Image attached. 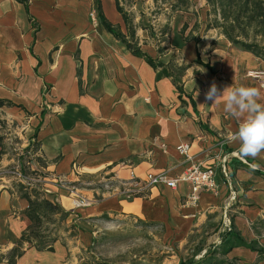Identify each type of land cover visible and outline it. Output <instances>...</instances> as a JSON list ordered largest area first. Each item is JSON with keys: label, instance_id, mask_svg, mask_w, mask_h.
I'll list each match as a JSON object with an SVG mask.
<instances>
[{"label": "crops", "instance_id": "obj_1", "mask_svg": "<svg viewBox=\"0 0 264 264\" xmlns=\"http://www.w3.org/2000/svg\"><path fill=\"white\" fill-rule=\"evenodd\" d=\"M100 10L124 42L104 26ZM132 23L130 36L116 0H0V99L15 104L25 145L34 146L0 154V264H10V252L30 224L24 192L34 193L11 171L16 167L27 176L26 169L41 172L25 184L40 188V196L68 212L65 222L81 230L104 214L190 229L230 210L229 231L255 248L238 246L228 254L264 264V232L258 230L264 223V152L243 157L233 140L238 122L224 110V97L213 103L205 97L213 82L221 91L241 85L264 91L246 74L264 69V61L214 28L174 23L168 46ZM183 143L190 145L191 161L176 148ZM193 163L212 167L218 184V192L202 189L196 205L188 201L187 182L144 185L148 173L175 177ZM96 176L114 185L99 188L92 184ZM134 180L141 189L132 194ZM76 196L91 204L73 209ZM31 240L15 264H70L85 237L56 238L51 249Z\"/></svg>", "mask_w": 264, "mask_h": 264}, {"label": "rangeland", "instance_id": "obj_2", "mask_svg": "<svg viewBox=\"0 0 264 264\" xmlns=\"http://www.w3.org/2000/svg\"><path fill=\"white\" fill-rule=\"evenodd\" d=\"M121 1L137 27H142L151 38L162 40L168 46L172 44V31L177 27L173 24L182 22L187 27L189 23H194L192 28H214L219 32L224 30L223 26L229 27L242 41L255 42L260 38L255 35L254 27L242 19L232 27L230 21L223 17V10L214 7L208 0ZM168 3L175 4V8ZM233 11L236 12V8H232L229 14ZM226 14L228 16V8ZM174 17L176 19L173 21ZM183 28L179 31L183 32ZM16 111L14 106H0V135L3 136V150L9 154L16 153V149H34L32 144L25 145L22 138L23 120L17 119ZM27 156L26 162L31 160L29 154ZM26 171L31 173L30 178H38L41 173L30 169ZM93 181L92 184L99 188H111L114 185L113 180L105 176H96ZM64 183L67 186L80 185L78 182ZM232 214L228 210L222 217L209 218L200 226L190 229L170 228L161 222L143 220L134 215L104 214L88 219L81 230L74 223L67 224L66 215L56 212L43 214L40 222L33 223V230L41 248L52 244L56 237L75 238L77 241L80 233H83L85 242L81 243L82 246L78 243L75 245L76 258L70 260V264H254L231 257L232 252L228 254L226 242L231 232ZM259 229L264 232L263 222L259 223ZM261 245L264 248V244Z\"/></svg>", "mask_w": 264, "mask_h": 264}, {"label": "trees", "instance_id": "obj_3", "mask_svg": "<svg viewBox=\"0 0 264 264\" xmlns=\"http://www.w3.org/2000/svg\"><path fill=\"white\" fill-rule=\"evenodd\" d=\"M25 4H27L28 0H19ZM181 2H187V0H180ZM208 2L212 3L214 7L223 10L224 18L228 19L230 21V25L233 27V24L235 22H239L241 19L245 21V23L251 25L254 27L255 35H259V42L255 40V42H248V41H242L239 40L232 32V29H229V27H224V30L222 33L224 36L234 45H239L243 50L248 51L255 56L259 57L261 60L264 61V0H208ZM169 4V3H168ZM116 5L118 10L121 12L123 19L127 25L128 28V35L133 36L134 35V27L132 23V19L130 15L125 11L124 7L121 5L120 0H116ZM172 8H175V4H169ZM228 8V16L226 14ZM232 8H236V12L229 11L232 10ZM99 17L101 22L104 24V26L112 32L116 37L120 38L123 42L124 34L119 31L118 26H113L110 22H108L104 16L102 10L99 12ZM127 46L129 48H134V46L126 42ZM136 53L142 54L138 50H135ZM148 58V57H147ZM149 62L155 65V62L152 61L150 58H148ZM164 72L167 74V72L164 70ZM175 81V80H174ZM179 88V86H178ZM180 89V88H179ZM7 105V106H15V104L8 100H2L0 99V106ZM3 136L0 135V154L3 152ZM23 175H28L20 169ZM22 183V181H20ZM29 186L30 191L34 193V196H30V194L26 191L24 192V197L28 200V208L26 210V215L30 219V224L28 225L26 231L23 232V234L20 236L18 240V244L11 250L9 254L8 262L10 264L16 263V258L20 257L23 253L22 247L24 242L31 243V238L36 240L35 247L38 249H51V244L47 245L46 247L41 248L39 244V238H35V230H33V223L34 222H40L43 214H52L56 212H61L64 215H68V212L64 211L61 206L53 202L45 197L40 196V188H37L35 186L26 185ZM57 238V237H56ZM55 238V239H56ZM54 239V240H55ZM228 245L227 251L229 252L232 248L238 247V246H247L250 248H255L254 244L248 243L244 238L240 236L238 232H229L228 234V240L226 242ZM260 253L263 252L262 248H259Z\"/></svg>", "mask_w": 264, "mask_h": 264}, {"label": "clouds", "instance_id": "obj_4", "mask_svg": "<svg viewBox=\"0 0 264 264\" xmlns=\"http://www.w3.org/2000/svg\"><path fill=\"white\" fill-rule=\"evenodd\" d=\"M220 96L224 97V110L238 122L233 140L239 143V152L243 157H258L264 152V91L247 85L221 91L213 82L205 97L213 103ZM250 167L255 170L259 165Z\"/></svg>", "mask_w": 264, "mask_h": 264}, {"label": "built area", "instance_id": "obj_5", "mask_svg": "<svg viewBox=\"0 0 264 264\" xmlns=\"http://www.w3.org/2000/svg\"><path fill=\"white\" fill-rule=\"evenodd\" d=\"M90 17L94 22L97 21L96 12H90ZM247 76L256 79L259 81L260 85L264 87V69H253L247 71ZM177 150L179 153L185 156L186 160L191 161L192 156L190 155V145L187 143L177 145ZM20 181L36 182L37 178H30L31 176L23 175L20 171L19 167L11 170ZM131 175H134L133 172ZM215 170L209 166H202L200 163H193L188 168H186L180 175L172 177L169 175L167 171H161L157 173H148L145 177L144 185L145 187L156 186V185H167L171 188H176L179 183L187 182L191 186V193L188 197V201L192 205H196L200 191L202 189H208L213 192H218V184L215 179ZM140 183L138 180H134L132 185V191L130 193L133 194V191L138 190ZM141 189V188H140ZM91 204V199L84 196H76L72 200L73 209H79L83 207H87Z\"/></svg>", "mask_w": 264, "mask_h": 264}]
</instances>
